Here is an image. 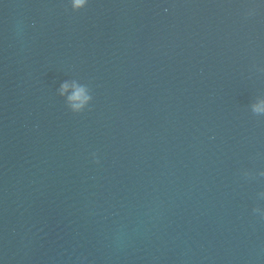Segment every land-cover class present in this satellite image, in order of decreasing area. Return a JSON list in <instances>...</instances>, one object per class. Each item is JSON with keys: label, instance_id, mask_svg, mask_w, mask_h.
Masks as SVG:
<instances>
[{"label": "water", "instance_id": "obj_1", "mask_svg": "<svg viewBox=\"0 0 264 264\" xmlns=\"http://www.w3.org/2000/svg\"><path fill=\"white\" fill-rule=\"evenodd\" d=\"M259 99L264 0H0V264H264Z\"/></svg>", "mask_w": 264, "mask_h": 264}, {"label": "clouds", "instance_id": "obj_2", "mask_svg": "<svg viewBox=\"0 0 264 264\" xmlns=\"http://www.w3.org/2000/svg\"><path fill=\"white\" fill-rule=\"evenodd\" d=\"M88 4V0H70V6L73 11H78L84 8ZM168 9H165L167 11ZM69 84L67 82L63 83L59 89L60 95L68 90ZM71 87L74 89L71 95L67 97L68 108L73 113H81L86 108H89L90 102L93 99L91 89L87 84L73 83ZM90 110V109H89ZM251 110L255 115L264 114V99H259L258 102H253L251 105ZM95 163H99V158L96 153H92ZM260 176H264V172H261ZM260 197L264 198V191L259 193ZM253 214H257L259 219L264 222V207L256 205L252 209Z\"/></svg>", "mask_w": 264, "mask_h": 264}]
</instances>
